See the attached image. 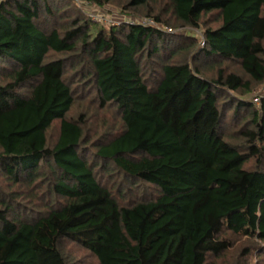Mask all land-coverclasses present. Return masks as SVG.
Wrapping results in <instances>:
<instances>
[{
  "label": "trees",
  "instance_id": "16d2710c",
  "mask_svg": "<svg viewBox=\"0 0 264 264\" xmlns=\"http://www.w3.org/2000/svg\"><path fill=\"white\" fill-rule=\"evenodd\" d=\"M262 86L264 0H1L0 264H264Z\"/></svg>",
  "mask_w": 264,
  "mask_h": 264
},
{
  "label": "rangeland",
  "instance_id": "374dc122",
  "mask_svg": "<svg viewBox=\"0 0 264 264\" xmlns=\"http://www.w3.org/2000/svg\"><path fill=\"white\" fill-rule=\"evenodd\" d=\"M93 11V10H92ZM95 11V10H94ZM93 11V12H94ZM94 14L95 15H97L99 18L97 19L98 20V22H100V21H102V17H103V15H100V14H98V13H96V11L94 12ZM109 18H107V21H109L108 20ZM111 20V19H110ZM112 20H114V22L116 21V23L118 24L119 23V21L121 20V18H119L118 17V15H114L113 17H112ZM127 20H132V19H127ZM145 20V19H144ZM143 20V21H144ZM133 21H134V19H133ZM143 21H141V22H143ZM182 33L183 34H185V35H199V34H202V31L201 30H190V29H188V28H186L185 30H182ZM257 95H262V96H264V86H262V87H258V89H255V91H253L252 93H250L248 96H247V98L246 99H248V100H251V101H253V99L257 96ZM256 105V104H255ZM256 106H258V105H256ZM81 109H83V110H85V112H88L89 114H96L95 112H94V109H92L91 110V106L89 107V104H88V102L86 103V102H84V103H81V102H79V101H76V103H75V105H74V108H73V112L72 113H74L75 111H78V110H81ZM97 116H94V117H92V119H90L89 121H88V124L90 125V126H92V131H97V130H100V127H101V120H102V118H103V116L101 115V113L99 112L98 114H96ZM52 135H53V137L55 138L56 137V134H55V132H53V130L50 132ZM241 244H242V242L240 243V241H238V242H236L235 243V247H234V249L233 250H236V248H238V247H240L241 246ZM75 253L78 255V250H75ZM79 255H80V253H79ZM91 263L93 264L94 262L93 261H91Z\"/></svg>",
  "mask_w": 264,
  "mask_h": 264
},
{
  "label": "built area",
  "instance_id": "2783aa9c",
  "mask_svg": "<svg viewBox=\"0 0 264 264\" xmlns=\"http://www.w3.org/2000/svg\"><path fill=\"white\" fill-rule=\"evenodd\" d=\"M1 1V0H0ZM96 21H98L97 19L99 18L97 15L93 14L92 16ZM97 18V19H96ZM102 21L107 22V23H111L112 25H117L116 21L114 22V20H110L107 21V19H104L103 17L101 18ZM131 24H136L138 22H136L135 20H130L129 21ZM144 25H149V26H154V27H158V25L155 23V21L151 20V19H145L143 22H140ZM203 44V43H202ZM264 98V96L262 95H257L254 99H253V103L256 105H260L261 103V99Z\"/></svg>",
  "mask_w": 264,
  "mask_h": 264
}]
</instances>
